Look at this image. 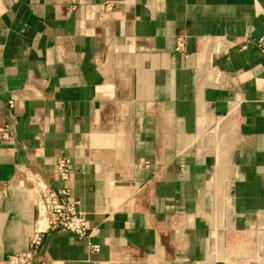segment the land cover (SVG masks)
Here are the masks:
<instances>
[{
  "label": "crops",
  "instance_id": "crops-1",
  "mask_svg": "<svg viewBox=\"0 0 264 264\" xmlns=\"http://www.w3.org/2000/svg\"><path fill=\"white\" fill-rule=\"evenodd\" d=\"M263 37L264 0H0V264L59 155L92 234L48 264H264Z\"/></svg>",
  "mask_w": 264,
  "mask_h": 264
},
{
  "label": "built area",
  "instance_id": "built-area-1",
  "mask_svg": "<svg viewBox=\"0 0 264 264\" xmlns=\"http://www.w3.org/2000/svg\"><path fill=\"white\" fill-rule=\"evenodd\" d=\"M250 40L245 39L242 47L246 48ZM257 45L264 53V37L257 41ZM185 48V39L178 38L176 50ZM9 107H14V101H10ZM0 139L9 141L12 135L9 126L0 127ZM72 159L68 156L59 155L55 161L54 179L62 183L57 188L46 180L40 173L25 170L21 177L29 183L30 189L35 196L37 212V226L30 238L29 249L9 256L4 264H48L39 259L44 235L50 230H61L75 233L80 238H90L92 229L89 227L86 212L81 209V201L74 199L72 190L67 182L72 175ZM93 251H99V245L91 244Z\"/></svg>",
  "mask_w": 264,
  "mask_h": 264
},
{
  "label": "water",
  "instance_id": "water-1",
  "mask_svg": "<svg viewBox=\"0 0 264 264\" xmlns=\"http://www.w3.org/2000/svg\"><path fill=\"white\" fill-rule=\"evenodd\" d=\"M40 260H41V258L39 257L38 261H40Z\"/></svg>",
  "mask_w": 264,
  "mask_h": 264
}]
</instances>
